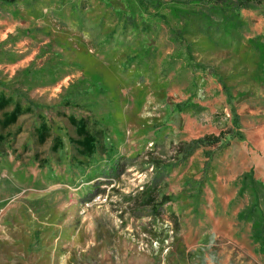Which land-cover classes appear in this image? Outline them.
Wrapping results in <instances>:
<instances>
[{
	"label": "rangeland",
	"instance_id": "obj_1",
	"mask_svg": "<svg viewBox=\"0 0 264 264\" xmlns=\"http://www.w3.org/2000/svg\"><path fill=\"white\" fill-rule=\"evenodd\" d=\"M124 12L125 0L0 3V93L31 109L0 131V264H264L238 183L253 171L264 184L258 51L228 39L187 49L174 20ZM241 18L240 42L264 56V3ZM68 116L100 131L91 157L76 156Z\"/></svg>",
	"mask_w": 264,
	"mask_h": 264
},
{
	"label": "trees",
	"instance_id": "obj_2",
	"mask_svg": "<svg viewBox=\"0 0 264 264\" xmlns=\"http://www.w3.org/2000/svg\"><path fill=\"white\" fill-rule=\"evenodd\" d=\"M21 1L0 0V3L14 6ZM174 3H177V6H172L173 3H167L164 0H137V2L125 0L128 15L125 12L117 15L121 17L125 15L127 20L135 21L139 8L148 7L154 9L158 13L157 16L164 20L166 24H169L170 20H174L177 23L175 29L171 28V34L174 40L187 38L190 41L187 49L190 46L198 45L197 42L191 43L195 39L215 43L228 39L238 43L237 50L239 52L245 49L246 52H250V49L258 51L262 61V68H264V56L257 41L247 40V44L241 43L239 36V31L244 28L241 12L258 10L263 5L264 0H176ZM218 81L222 84V88L225 89L226 86L222 82L221 76L218 78ZM109 88L110 86L104 85L102 89L100 87L95 89L107 92ZM10 107V112L5 111ZM30 110L29 106L24 107L20 101L7 97L4 93H0V111L6 112L2 114L0 119V131L10 128L17 122L20 116L29 113ZM230 113L233 116V123L237 130L239 128L238 117L232 107L230 108ZM67 118L69 124L74 128L75 139L70 140V144L75 148L76 156L83 159L91 157L99 147L101 148L100 131L95 130L93 122L86 118H75L73 116H68ZM33 135L40 144H43L49 137L48 124L43 117L40 118V124L34 129ZM223 137L224 134L220 133L218 136L208 135L195 140L188 145L189 154L198 147L219 143ZM236 139L237 141L244 140L238 131L236 132ZM3 140L4 137L0 133V142ZM60 147V141L54 140L52 149L57 150ZM239 182V193H249L252 201L245 212L240 215V219L250 224L251 240L258 246V251L264 254V213L260 209V200H264V184L254 179L253 171H249L243 175L239 179Z\"/></svg>",
	"mask_w": 264,
	"mask_h": 264
}]
</instances>
